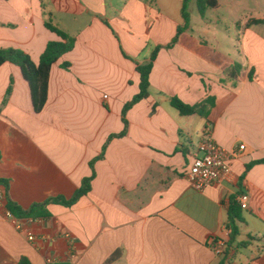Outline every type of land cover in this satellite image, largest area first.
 Wrapping results in <instances>:
<instances>
[{
  "label": "crops",
  "instance_id": "1",
  "mask_svg": "<svg viewBox=\"0 0 264 264\" xmlns=\"http://www.w3.org/2000/svg\"><path fill=\"white\" fill-rule=\"evenodd\" d=\"M183 1L0 0V48L38 63L59 40L47 22L76 38L52 67L39 113L21 68L0 67V178L9 182L0 185V264H264V163L248 168L264 158V0H218L204 17L193 1L191 28L166 48L184 23ZM157 46L149 97L128 111L126 135L109 141L140 91L137 65ZM210 96L206 117L172 105ZM207 127L225 149L246 150L230 181L197 191L186 175ZM107 142L74 206L51 203L48 218L8 215L9 198L24 209L71 199ZM242 194L245 221L230 245L228 211Z\"/></svg>",
  "mask_w": 264,
  "mask_h": 264
},
{
  "label": "trees",
  "instance_id": "2",
  "mask_svg": "<svg viewBox=\"0 0 264 264\" xmlns=\"http://www.w3.org/2000/svg\"><path fill=\"white\" fill-rule=\"evenodd\" d=\"M195 1L197 8L201 16H205L209 9L217 8L219 5L218 0H184L182 7V15L184 23L178 27L177 35L173 41L166 46V48H172L179 40L180 35L191 28V12L190 5ZM262 22V20H251V23ZM46 26L52 32L56 33L59 37V40H51L48 42L44 53L42 54L39 62H35L29 53L22 49L18 48H0V67L7 62L13 63L19 66L23 72L25 79L28 81L31 88V97L34 106L35 112H41L48 99V90H49V81L52 67L55 63L59 61L65 54L72 51L75 47L76 38L68 34L66 31L58 28L51 22H47ZM163 46H157L151 55V60L145 64L137 65V71L140 74V91L134 96V98L126 103L123 109V121L125 123V129L119 134H113L109 137V141L115 137H123L127 133V128L129 122L127 120L128 111L137 103L141 102L144 99H147L150 95V86H151V73L154 68V62L158 56L159 51ZM65 67L68 68L69 64H65ZM238 72L241 71L242 65L236 64L234 67ZM249 78H253V72L251 71ZM215 104L214 97H208L202 103L190 105L183 102L181 99L175 97L172 99V105L177 108L182 115H193L199 114L202 116H207L210 110V107ZM108 142L105 144L103 153L101 156L93 160L90 165L93 170L92 175L84 178L81 187L76 191L75 195L71 199H66L64 197H55L46 200L42 203H35L30 208L24 209L19 204L8 199L7 210L10 215L15 218H48L51 216L50 211L48 210V205L60 204L65 207L74 206L83 196L87 195L92 189V182L96 176L95 171V162L99 159H102L105 156V151L107 148ZM264 163V158L256 160L248 165V168L253 167L256 164ZM0 185H4L7 188L9 187V182L5 179L0 178ZM244 207L233 200L232 205L228 211L227 223L226 226L230 230V239L228 244H233L237 241L238 236L240 235V225L245 221L243 214ZM214 243L217 239L214 238ZM249 241L241 242V245H247ZM215 245V244H214ZM216 246V245H215ZM18 264H32L31 260L23 256ZM68 264V263H63ZM224 264V261L221 263Z\"/></svg>",
  "mask_w": 264,
  "mask_h": 264
},
{
  "label": "built area",
  "instance_id": "3",
  "mask_svg": "<svg viewBox=\"0 0 264 264\" xmlns=\"http://www.w3.org/2000/svg\"><path fill=\"white\" fill-rule=\"evenodd\" d=\"M245 150V143L240 144L235 151L225 149L215 141L212 129L205 128L202 140L192 155L193 162L186 175L187 181L197 191H204L216 182L230 181L233 175L232 160ZM248 199V195L242 194L238 202L245 208ZM223 246L224 242L217 239L215 251L221 254Z\"/></svg>",
  "mask_w": 264,
  "mask_h": 264
},
{
  "label": "rangeland",
  "instance_id": "4",
  "mask_svg": "<svg viewBox=\"0 0 264 264\" xmlns=\"http://www.w3.org/2000/svg\"><path fill=\"white\" fill-rule=\"evenodd\" d=\"M260 1H261L262 4H263V0H260ZM263 5H264V4H263ZM262 8L264 9V6H262ZM256 9H261V7H258V5H256ZM224 14H226V12H225L224 10H222V11H220L219 16H220L221 18H223ZM215 17H218V16H215Z\"/></svg>",
  "mask_w": 264,
  "mask_h": 264
}]
</instances>
